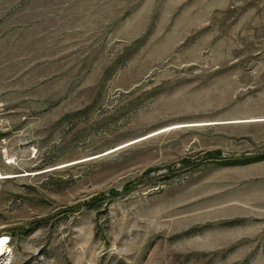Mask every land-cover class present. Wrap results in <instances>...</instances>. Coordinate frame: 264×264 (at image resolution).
I'll use <instances>...</instances> for the list:
<instances>
[{"label": "rangeland", "instance_id": "rangeland-1", "mask_svg": "<svg viewBox=\"0 0 264 264\" xmlns=\"http://www.w3.org/2000/svg\"><path fill=\"white\" fill-rule=\"evenodd\" d=\"M3 264H264V0H0Z\"/></svg>", "mask_w": 264, "mask_h": 264}, {"label": "bare ground", "instance_id": "bare-ground-1", "mask_svg": "<svg viewBox=\"0 0 264 264\" xmlns=\"http://www.w3.org/2000/svg\"><path fill=\"white\" fill-rule=\"evenodd\" d=\"M8 254V249L0 242V264H3L2 261Z\"/></svg>", "mask_w": 264, "mask_h": 264}]
</instances>
